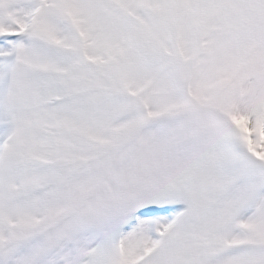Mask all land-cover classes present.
<instances>
[{"label":"snow or ice","instance_id":"6c2138e0","mask_svg":"<svg viewBox=\"0 0 264 264\" xmlns=\"http://www.w3.org/2000/svg\"><path fill=\"white\" fill-rule=\"evenodd\" d=\"M0 264H264V0H0Z\"/></svg>","mask_w":264,"mask_h":264}]
</instances>
